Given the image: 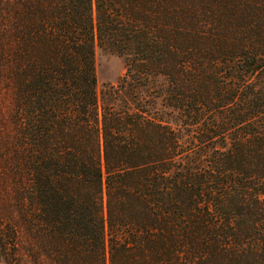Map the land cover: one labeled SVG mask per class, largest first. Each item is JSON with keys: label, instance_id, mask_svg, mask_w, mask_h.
<instances>
[{"label": "trees", "instance_id": "trees-1", "mask_svg": "<svg viewBox=\"0 0 264 264\" xmlns=\"http://www.w3.org/2000/svg\"><path fill=\"white\" fill-rule=\"evenodd\" d=\"M0 264H264V0H0Z\"/></svg>", "mask_w": 264, "mask_h": 264}, {"label": "rangeland", "instance_id": "rangeland-1", "mask_svg": "<svg viewBox=\"0 0 264 264\" xmlns=\"http://www.w3.org/2000/svg\"><path fill=\"white\" fill-rule=\"evenodd\" d=\"M95 66L100 94L104 91L105 86H117L126 73L125 61L122 58L105 53L98 47L95 51ZM156 108L160 111L162 117H164L165 112H169L161 108L159 103ZM171 123H175V121L172 119Z\"/></svg>", "mask_w": 264, "mask_h": 264}]
</instances>
